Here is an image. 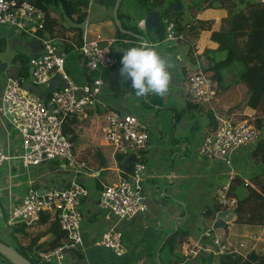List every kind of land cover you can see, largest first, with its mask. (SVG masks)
<instances>
[{
	"label": "crops",
	"instance_id": "0c3cea01",
	"mask_svg": "<svg viewBox=\"0 0 264 264\" xmlns=\"http://www.w3.org/2000/svg\"><path fill=\"white\" fill-rule=\"evenodd\" d=\"M116 1L89 0L87 15L79 26L83 28V41L96 40L101 44H112L116 59L114 67L103 76L102 105L91 109L84 122L68 123L67 136L73 145V153L79 162L86 164V168L75 174L59 162L36 168H26L22 162L17 163V160L6 162L0 169V221L7 224L11 209L26 194L30 180L34 181L35 188L39 191L53 186L59 187L75 179L89 190V197L81 206V248L84 251L75 249L74 253L70 252L68 264H166L173 257L168 252L163 253L161 249L168 235L177 229H182L188 234L186 241L203 238L201 244L208 249L201 250L194 258H186L180 246L178 253L183 259L179 264H219V256L212 252L214 247L211 240L204 239L203 234L213 227L215 216L210 215L207 210L217 205L216 190L230 177L222 162L210 163L197 158L196 150L207 131L212 129L209 111L217 120L230 118L248 121L251 109L246 107L241 111L237 110L236 99H232L234 95L231 96L230 93L229 97L228 92L225 94L218 90L212 104L200 105L199 108H203V112L197 113L196 118L190 116L198 109L197 106L191 107V111L181 119L184 120L182 125L180 121L175 122V114L188 103L184 92L188 76L197 71L198 62L202 57L208 62L203 55L206 50L215 51L218 48V43L211 39V34L219 30L217 27L227 15V9L219 6L198 11L194 16L195 22L183 21L182 15V28L180 32L177 29L181 38L167 46L166 43L160 44L161 39L156 32L147 34L140 28L139 24L144 21L148 11L144 12L138 0H121L117 11V15H120L118 20H115L113 15ZM52 16L58 20L56 22H59V25L51 26L52 30L49 32L45 22L44 33L57 42L60 52L64 54L65 71L78 85H83L94 75L87 70L83 56L74 49L69 50L72 44L78 45L77 31L71 30L67 23L61 22L56 14ZM117 21L129 27L137 26L139 35L144 39L133 40L131 34L120 33ZM51 27L49 25L50 29ZM8 30L5 35L0 33V63L6 64L4 70L0 69V104L6 78L9 75L22 76V69L26 71V77L22 78L25 79L24 85L42 97H48L52 88L62 84L60 74L56 73L44 87L31 88L26 81L30 73L28 61L25 65L22 64L20 56L28 60L31 55H39L41 49L39 46L31 48L26 39L13 30ZM13 33L18 38H15ZM145 41L152 44L149 47L155 48L170 62L169 90L162 96H135L130 81L120 73L123 50L132 45H142ZM9 45L19 46L24 55L17 54V51L9 52ZM111 112L132 114L146 126L149 140L144 150L126 156L114 153L112 147L104 140V129ZM238 116L241 118H237ZM196 120L198 131H191L190 128ZM186 138L195 140V145L192 146ZM180 139L181 142H176ZM254 149L255 147L240 151L234 165L236 179L233 195L238 200V206H241L238 215H243L253 194L259 192L264 184V156L262 159L248 160L250 152ZM0 150L11 157L23 152L17 133L11 128L7 118L1 115ZM139 157L143 158L140 162L147 166L144 185L153 192L146 201L149 215L135 216L119 222L114 216L98 209V195L104 185H111L121 178L128 177ZM250 164L256 165L254 169H251ZM40 167L43 169L39 170ZM48 175L49 177L45 178ZM45 214L50 216L46 221L38 222L36 226H27V236H22L19 232L16 234L19 242L27 238L30 243L38 237L39 244L53 238V215ZM233 223L234 221L214 234L232 240L233 234L236 238L249 237L253 240L250 250L264 253V226L233 227ZM21 227L22 224L11 227V230H20ZM111 228L120 230L129 244V250L121 257L116 256L110 249L96 245L102 234Z\"/></svg>",
	"mask_w": 264,
	"mask_h": 264
},
{
	"label": "built area",
	"instance_id": "2783aa9c",
	"mask_svg": "<svg viewBox=\"0 0 264 264\" xmlns=\"http://www.w3.org/2000/svg\"><path fill=\"white\" fill-rule=\"evenodd\" d=\"M163 23L165 36L160 44L178 41L181 36L175 23L168 20ZM139 25L145 31L144 21ZM0 27L13 30L28 42L36 40L40 43L41 53L28 59L30 73L26 81L31 88L48 85L56 73L62 79V84L50 92L49 98H45L26 87L25 79L12 75L6 78L0 115L7 118L17 133L23 152L11 157L0 150V169L12 159L21 160L26 168L59 162L75 174L84 170L86 164L75 157L73 145L64 128L70 121L84 122L91 109L102 105L103 76L116 62L112 44H101L96 40H85L81 45L72 44L73 49L83 56L87 70L94 75L90 81L78 85L65 71V56L57 42L44 33L45 15L42 10L26 1L0 0ZM142 45L152 44L145 41ZM184 92L191 103L209 105L217 97L212 75L206 71H197L188 76ZM263 135V124L259 126L255 122L221 118L216 129L207 131L201 139L198 158L210 163L222 162L229 173L228 181L216 190L220 211L234 209L238 203L233 195L237 154L255 147ZM104 140L116 155L126 156L144 150L149 134L146 126L134 115L111 112L104 129ZM146 171V164L137 161L128 177L104 185L98 195V209L114 216L119 222L149 215L146 201L153 192L144 185ZM34 184V181H29L27 193L10 211L7 225L36 226L41 214H52L67 240L54 249L40 252L39 256L44 263L68 264V255L72 250L84 251L81 248V206L88 199L89 190L75 179L62 185L61 189L50 187L43 194L38 193ZM214 233L209 229L203 234L204 238L211 240L214 254H241V250L245 249L242 243L236 245L231 239ZM202 239L184 241L181 244L184 257L194 258L201 250L207 251L201 244ZM96 245L112 250L118 257L129 250L125 236L116 228L104 232Z\"/></svg>",
	"mask_w": 264,
	"mask_h": 264
},
{
	"label": "trees",
	"instance_id": "16d2710c",
	"mask_svg": "<svg viewBox=\"0 0 264 264\" xmlns=\"http://www.w3.org/2000/svg\"><path fill=\"white\" fill-rule=\"evenodd\" d=\"M19 3L29 2L43 11L45 15V22L49 32L52 30L51 26L59 25L56 22V18L52 14H56L58 19L69 25V28L77 31L79 38L78 45H81L83 40V28L79 27L83 24V21L87 15L89 0H17ZM144 12L149 10H157L160 15L162 22L168 20L174 22L178 31L182 28V13L183 9L179 12H168L176 2L181 0H138ZM221 5H224L223 0H218ZM240 8L236 9L237 4H233V7L228 9L227 15L221 19V28L218 31H214L211 34V39L218 43V48L215 51L206 50L203 55L210 63V68L206 72H213L212 80L217 82V87L220 92H230L233 90L232 87L245 82L247 84L261 85L264 87V0H243L240 2ZM224 7V6H222ZM214 8V1L200 0L199 11L205 9ZM120 15H117V20ZM116 20V18H115ZM69 21V22H64ZM49 25L51 29L49 28ZM120 33L131 34L133 40L144 39L137 26L129 27L121 23L118 28ZM128 31V32H125ZM159 35V39H163L165 36V26L162 23V27L156 31ZM171 43H167L170 46ZM136 46V45H132ZM69 50H73L70 46ZM22 64L27 63V58L20 56ZM23 73V74H22ZM20 76L21 79L26 77L25 69H22ZM230 74L233 79V83L227 84L225 82V76ZM19 77V78H20ZM232 88V89H231ZM253 89V88H252ZM252 89L250 91H252ZM264 89V88H263ZM234 92V91H233ZM232 93V92H230ZM256 101L250 102L251 106L255 105ZM245 105H247L246 102ZM242 103V104H243ZM199 103L188 102L184 109L176 112L175 122L180 121L185 115L191 111V107L197 106L198 109L192 112L193 115L190 118H196L197 113H202L203 108ZM243 105V106H245ZM232 110V108L230 109ZM229 110V111H230ZM209 111V110H208ZM210 117L211 130H215L218 124V120L212 112H208ZM230 119V118H228ZM264 125L263 119L259 126ZM198 122L195 121L191 131L197 130ZM65 134L68 135V124L64 128ZM178 140L176 142H181ZM264 156V135L261 137L259 142L255 145V149L249 154V161L252 159H262ZM139 161H143V158L139 157ZM241 206L237 205L234 210L236 212V219L234 220V226H245V227H257L264 226V184L260 187L259 192L254 193L252 200L243 213L238 215ZM218 204L212 208H208V212L212 216H216L219 212ZM50 216L49 214H41L39 223L46 221ZM20 225V224H18ZM20 230H11L10 236L12 243L10 244L6 240L0 239L3 243L11 246L17 250L22 256L30 260L32 264H49L41 261L39 253L50 249H54L62 245L66 240V234L60 229L58 223L53 221L51 226V232L53 238L51 240L38 244L39 238H34L29 244H21L16 234L19 232L22 236H27V225L22 224ZM17 226V225H16ZM10 227V226H9ZM14 227V226H13ZM12 229V228H11ZM17 231V232H16ZM235 233V232H234ZM235 237V238H234ZM233 240H237L235 234L232 236ZM188 239V234L182 230L177 229L168 235L165 239L162 252H168L173 258L166 264H179L183 257H180L178 251L181 244ZM206 239V238H204ZM232 240V239H231ZM239 242V241H238ZM240 243L236 244L239 245ZM72 250L71 252H75ZM6 264H12L4 256H2ZM219 264H264V253L258 252L257 250H241V254H225L220 255L218 259Z\"/></svg>",
	"mask_w": 264,
	"mask_h": 264
},
{
	"label": "rangeland",
	"instance_id": "374dc122",
	"mask_svg": "<svg viewBox=\"0 0 264 264\" xmlns=\"http://www.w3.org/2000/svg\"><path fill=\"white\" fill-rule=\"evenodd\" d=\"M207 1H210V0H207ZM213 1H214V7L224 6L227 9V11H228V9L233 7V4H237L238 5L236 7V9L240 8V6H241L240 2L242 0H223L224 5H221L220 2H218V0H213ZM244 1H247V0H243V2ZM181 4L183 5L182 8H184L183 9V13H182V15L184 16L183 21H185V22H195L194 21V16L199 11L200 0H181ZM182 8H181V10H182ZM208 22H212V21H208ZM221 26H222V24H220L219 27H217V29L220 30ZM7 31H9L8 28L0 27L1 35H5V33ZM13 34H15V33H13ZM13 36L15 38H18L16 34L13 35ZM8 51L9 52L11 51L12 53L17 51L16 52L17 54L24 55V52H22V49H20V47L17 46V45H16V47H12V46L9 45ZM10 66H11V64H10ZM225 74H227V73H225ZM225 82L227 84H230V85L233 83V79H232V76L230 74H227L225 76ZM213 83H214V85L216 87V90H217V93H218L217 82H213ZM232 88H233V90L230 91V92L233 93V94L231 93V96L234 95V97L232 99L233 100L236 99V102H235L236 103V107L235 108L237 110L241 111V110L245 109L246 107H250V109H251L250 113H249L250 117H248V116H246V117H248L247 119H248L249 122H251V123L255 122L258 125V123H260L261 120L264 117V89H263L264 87L262 88L261 85H254V86L252 85L251 86L250 84L242 82V83H240V84H238V85H236V86H234ZM251 89H252V91H250ZM227 92H225V94ZM230 92H228V94H227V96H229V97H230V95H229ZM224 96L225 95H223V98H224ZM253 101H256L255 105L251 106L250 104H248V103L253 102ZM243 102H246L247 105H245V103H243ZM243 105H245V106H243ZM233 110H234V108H233ZM237 118H241V117L238 116ZM186 139L191 143L192 146L195 145V140L190 139V138L189 139L186 138ZM197 151H198V148H197L196 152ZM197 158H198V155H197ZM19 162L21 163L20 160H17V163H19ZM255 166H256L255 164L254 165L250 164L251 169H254ZM41 169H43V167L39 168V170H41ZM47 172H49V171H47ZM49 175L46 176L45 178H48ZM234 191H235V189H234ZM10 232H11V226L9 227L7 224H5V223L0 221V239H2L4 241L6 240L7 242H9L11 244L12 241H11V238H10ZM233 233H234V231H233ZM8 236H9V238H8ZM236 239L237 240H232V241L235 244H238V243L241 244L242 243L245 246V249H249L250 250V248L253 245V244L251 245V241H253V240L251 238H249V237H242L241 236L240 238L238 237ZM28 240L29 239L24 238V240L20 241V243H22L23 245H27V244H29ZM247 245H249L248 248H246ZM0 264H6L4 258L1 255H0Z\"/></svg>",
	"mask_w": 264,
	"mask_h": 264
},
{
	"label": "clouds",
	"instance_id": "9594fccd",
	"mask_svg": "<svg viewBox=\"0 0 264 264\" xmlns=\"http://www.w3.org/2000/svg\"><path fill=\"white\" fill-rule=\"evenodd\" d=\"M120 63L121 76L130 81L135 96L142 97L148 94L162 96L168 92L171 78L170 62L155 48L147 45L130 46L123 50Z\"/></svg>",
	"mask_w": 264,
	"mask_h": 264
},
{
	"label": "water",
	"instance_id": "95a60500",
	"mask_svg": "<svg viewBox=\"0 0 264 264\" xmlns=\"http://www.w3.org/2000/svg\"><path fill=\"white\" fill-rule=\"evenodd\" d=\"M120 3H121V0H117L115 7H114L113 15L116 18V20H117V11H118ZM181 8H182L181 1H178L170 9H168V12H171V11L179 12ZM144 25H145V33L147 34L156 32L157 30H159L162 27V19H161L160 13L154 9L149 10L145 15ZM117 26L118 27L121 26V23L119 21H117ZM29 46L31 48H35V46H39L41 48L40 43L36 40H30ZM5 68H6V64L0 63V69L4 70ZM209 68H210V63L205 61V59L202 57L198 62L197 71H208ZM53 89L54 88H52L51 91ZM49 96H50V93L48 97L46 98H49ZM183 122L184 120H180V125H182ZM58 189H61V185L58 187ZM47 191H48L47 189L39 190L38 193L43 194V193H46ZM235 216H236V212L232 209H226L223 211H219L215 216L212 229L214 231H217V230L226 228L227 224H231V222L234 221ZM0 255L4 256L12 264H32L30 260L22 256L17 250L3 243L2 241H0Z\"/></svg>",
	"mask_w": 264,
	"mask_h": 264
}]
</instances>
